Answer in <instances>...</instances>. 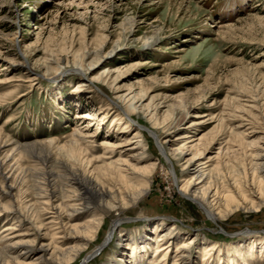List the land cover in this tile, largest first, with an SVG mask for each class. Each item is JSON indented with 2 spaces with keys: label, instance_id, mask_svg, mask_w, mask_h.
Returning <instances> with one entry per match:
<instances>
[{
  "label": "rangeland",
  "instance_id": "rangeland-1",
  "mask_svg": "<svg viewBox=\"0 0 264 264\" xmlns=\"http://www.w3.org/2000/svg\"><path fill=\"white\" fill-rule=\"evenodd\" d=\"M147 39L156 42L144 45ZM92 61L97 63L91 67ZM113 87L118 93L110 91ZM129 91L132 96H146L136 104L140 111L129 119L124 115L129 128L120 141L141 132L139 139L149 158L142 166L156 164V168L148 192L120 217L123 231L115 237H127L128 232L138 238L153 231L154 224L165 222L159 234L176 227L178 245L187 241L191 247L190 264H264V255L227 258L242 242L264 237V205L250 212L237 210L221 221L213 219L202 203L181 192L187 175L184 162L176 157L184 145L180 137L187 134L198 138V149L214 141L205 162L219 144L235 141L231 128L243 126L238 131L242 135L256 128L263 136L264 0H0V143L11 140L25 145L53 139V157L62 151L70 160V155H79L78 166L55 164L46 170L42 177L49 178L53 188H60L68 178L84 180V163L92 161V171L111 157L104 145L107 136L121 134L112 122L122 112L121 104L112 102L117 94ZM108 104L115 109L102 114L98 123L81 121L86 112L99 116ZM150 111L153 119L146 116ZM87 126L96 134L93 143H73L72 133ZM166 136H173L174 143L163 152L158 140ZM233 144L240 151L230 159L246 163L249 170L250 157L238 141ZM8 153L10 147L4 149V156ZM12 156L6 167L8 174L18 165L8 183L14 184L12 199L2 201L26 209L36 201L33 179L29 171L21 175L20 170L33 168L36 159L14 152ZM19 176H24L23 183L16 180ZM92 196L102 209L101 200ZM104 212V227L78 264L118 259L114 241L97 250L117 217ZM66 218L63 215L64 222H70ZM15 224L0 218V237L8 236L5 231ZM157 239L159 235H154L146 249L148 264L160 257ZM44 241L40 245L48 243ZM174 246L166 264L174 263ZM206 247L218 251L209 256L210 251H202Z\"/></svg>",
  "mask_w": 264,
  "mask_h": 264
},
{
  "label": "bare ground",
  "instance_id": "bare-ground-1",
  "mask_svg": "<svg viewBox=\"0 0 264 264\" xmlns=\"http://www.w3.org/2000/svg\"><path fill=\"white\" fill-rule=\"evenodd\" d=\"M155 42L156 39H147L144 45H152ZM99 54L100 52L95 53V58H98ZM96 63L97 61H92L90 66L92 67ZM81 64L84 63L81 62ZM48 67L49 64L46 63L44 68ZM110 91L118 93L115 87L110 88ZM132 94L131 91L124 95L117 94L114 101L112 100V103L117 101L122 106L120 108L122 112L118 113L116 120L112 122V124L115 123L113 126L121 134L106 137L104 148L111 157L104 158L107 162L101 167L91 171L92 161L84 163L85 168L83 169L86 171L84 180L68 178L62 186H59L60 188L54 187V189L49 178L42 177L46 175V170L55 164L62 168L72 162L75 166L81 164L77 154L70 155L73 160H70L67 154H63V151L60 155L53 157L54 154L51 151L54 144L53 139L25 145L12 143L11 140H3L0 143V175L3 179V183L0 185L2 194L0 195V218H10L17 223L7 228L5 232L10 233L8 236L0 237V264H78V259L87 254L104 227L106 221L104 210L109 213L114 212L117 217L112 219L113 225L109 234L97 250L102 245L114 241L118 251L116 257L118 259L105 264H148L144 258L147 256L146 249L151 243L149 241L154 235H159L156 245L160 257L156 262L151 260L150 264H166L167 258L171 255V246L173 247L174 243L175 246L178 245L179 236L176 234L179 232L173 231L176 227L159 234L167 226L165 222H160L154 224L153 231L151 229L149 233H143L138 238L125 231V234H128L127 237H115L116 232L123 231V229H119L123 222L120 217L126 209L137 205L148 192L156 168V164H151L148 167L142 166L148 162L149 158L144 142L139 139L141 132H138L137 136L129 141H120L121 136L129 128V123L124 115L129 119L134 112L140 111L136 104L143 101L146 96L142 94L132 96ZM114 109L112 104H108L106 109H102L99 116L90 111L80 116V119L81 121L96 120L98 123L102 114L107 115ZM152 115L150 111V114L146 116L153 119ZM243 118L241 117V119ZM89 126L72 133L73 143L77 144L80 142L79 140L93 143L92 139L96 138V134L89 131ZM241 127L243 126L238 125L231 128V135L234 136L236 142H239V147L246 153L245 155L250 157L249 170L244 167L246 163L243 165V163L232 162V154L240 151L234 149L236 145L233 144L235 142L233 140L225 139L228 142L219 144L220 147L214 152L215 155L212 153L213 156L210 155L209 160L205 162L204 157L208 155L209 149H213L215 146L214 141L208 143L205 149H198L199 145L196 144L198 138L196 139L190 134L180 137L184 145L177 150L176 157L179 162H184L181 166L187 175L182 181L181 192L190 199L202 203L208 209L210 217L215 220H224L237 210L250 212L258 210L264 205V134L259 137L261 132H258L259 130L257 131L256 128H251L242 135L238 133ZM140 129L141 127H139ZM158 142L159 148L166 152V149L169 148L168 145L174 143L173 136H166L164 140L161 139ZM6 147H10V153L4 156ZM136 149H140V151L128 155L129 151ZM13 152L19 154L20 157L26 155L31 159H36L33 168L20 170L21 175L29 171L33 179L32 190L36 201L26 209L22 208V205H16L13 202L3 204L2 201L3 197L12 199L14 184L9 185L8 183L17 164L8 174L6 167L13 159L11 158ZM85 152L83 153L87 155L88 150ZM40 156L42 157L40 158ZM37 173L42 175L39 176ZM21 177L19 176L16 180L21 179L23 183L24 176ZM92 193L101 200L102 209L93 203ZM57 199L60 201L56 202ZM63 215H66V219H69L70 222L65 223ZM44 239L48 243L40 245V242H46ZM190 248L187 241L176 246L173 250V264H190V259H192ZM216 249L206 247L202 251H210L207 254L211 256ZM225 253L227 252L225 251ZM228 253V259L261 257L264 255V237L244 241L239 244L238 248L231 249ZM90 256L87 260L90 259ZM155 257L156 255L153 258Z\"/></svg>",
  "mask_w": 264,
  "mask_h": 264
}]
</instances>
